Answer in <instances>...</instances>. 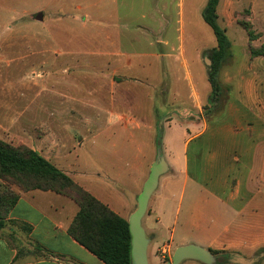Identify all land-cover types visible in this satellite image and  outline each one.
Segmentation results:
<instances>
[{"label": "crops", "instance_id": "1", "mask_svg": "<svg viewBox=\"0 0 264 264\" xmlns=\"http://www.w3.org/2000/svg\"><path fill=\"white\" fill-rule=\"evenodd\" d=\"M45 1L41 5L70 25L53 35L67 41H58L49 52L48 78L38 77L41 61L28 59L27 64L19 58L37 67L16 101L10 100V90L0 92V140L7 142L12 132L18 146L38 152L129 220L158 160L157 136L164 125L160 150L167 171L142 219L149 264H165L177 248L190 245L257 260L264 248V78L257 79L258 89L254 79L232 81L237 90L223 113L207 119L204 109L213 87L207 68H199L198 77L191 70L188 45L195 44V37L187 30L185 0L176 1L173 18V0ZM207 2L202 7L194 1L193 15L202 11L203 17ZM238 2L219 1V25L234 20L242 10ZM248 8L254 22L255 7ZM211 47L217 40L195 47L202 65L203 51ZM78 77L97 86L96 97L87 92L79 101L89 110L75 112L68 106L47 116L42 105L31 109L30 94L41 93L52 80L72 86ZM17 195L0 229V264H105L69 234L79 212L72 198L37 189ZM10 225L16 230L7 232ZM21 230L33 244L29 251L19 252L13 242L23 238ZM163 246L170 250L166 262L159 254Z\"/></svg>", "mask_w": 264, "mask_h": 264}, {"label": "rangeland", "instance_id": "2", "mask_svg": "<svg viewBox=\"0 0 264 264\" xmlns=\"http://www.w3.org/2000/svg\"><path fill=\"white\" fill-rule=\"evenodd\" d=\"M81 1L82 0H70L72 5ZM176 1L177 0H173L174 3L171 5V9L169 8L170 14L173 13V15H171L172 18L176 15ZM185 1L187 30L195 37L193 38L195 44L193 45V42H191V44L189 42L190 45H188V50L191 51L189 60L192 72L198 77L199 68H207L203 56L208 50L203 51L202 65L195 59V47L214 45L216 44V39L212 29L204 22L202 11L198 16H194L192 13L194 1L198 2V4L202 3L203 7L206 0ZM45 2V0H0V92H7L10 90V100L12 101H16L17 91L27 81L26 77L31 76L33 73L32 71L37 67H31L33 68L31 69L28 65H25V62L19 61V58L27 59V64H29L28 59L32 62L35 60L33 63L41 61L38 77L48 78L50 69L48 60L49 52L52 49L56 50L58 41L62 43L67 41L63 38H54L53 35H55V33H63L67 29L69 30L70 25L64 22L61 16L53 14L48 6L41 5ZM238 3L237 7L242 10L234 14V20L232 22L220 21V26L226 30V35L231 42V49L229 51V57L220 67L217 77V86L210 100L212 102H209L204 109V114L207 119H213L223 113L225 104L230 96L237 90V86L232 81L247 80L249 78L254 79V82H256V84L254 83L255 88H257V79L264 78V57H252L250 52V46L258 49L262 48L264 50V0H239ZM252 4L256 10L254 22L249 20L253 12L251 8L248 7ZM39 12L44 13V19L41 21H37L35 18V15ZM197 19L200 20V26L199 23L197 24ZM235 20L238 21L239 25L237 22H234ZM244 22L252 23L254 32L258 34L257 39L262 38L259 43L256 42L254 45L253 41H249L248 33L241 25ZM138 39V43L143 41V38L139 35ZM75 41L80 42L82 40L77 39ZM23 64L26 68L22 67ZM52 81L53 85H50L49 82L41 93L36 95L32 93L26 97V99L31 100L32 110H35L38 105H42V112H45L44 114L47 116H49L48 114L53 110H67L66 107L68 106H73L75 112L85 111L89 109H86L82 103L79 102L81 98L85 96L87 92L92 94L91 99L97 95L96 91L98 89L94 81L83 82L80 77H78L77 81L70 80L73 84L72 86L54 85V80ZM58 84L60 83L58 82ZM7 85L9 86L7 87ZM36 96L37 98H35ZM74 97L78 102L72 104L71 98ZM27 102L28 101H25V103ZM10 106H13L11 110L17 109L14 103ZM158 108H160V106ZM75 120L80 121L79 119ZM47 122L50 123L49 121ZM163 128L164 125L160 126V131H162ZM11 133L12 132L9 133V137L7 136L8 141L5 143L15 148L23 147V145H17L14 138L10 136ZM7 180L8 181H4L0 179L1 192L9 191L16 195L19 190L26 188L25 186H20L13 179ZM15 227L17 226L10 225L6 231L16 230ZM21 235L23 237L22 239H13V242L16 244V248L19 249V252L29 251L30 246H33V244L24 238L25 232L22 230ZM229 254L230 261L227 264H254L257 260L258 264H262V260H264V257H257L256 260L254 256L252 257V255H247L242 252H231ZM196 262L202 264L199 261ZM181 264H185V262Z\"/></svg>", "mask_w": 264, "mask_h": 264}, {"label": "trees", "instance_id": "3", "mask_svg": "<svg viewBox=\"0 0 264 264\" xmlns=\"http://www.w3.org/2000/svg\"><path fill=\"white\" fill-rule=\"evenodd\" d=\"M219 1L208 0L203 11V19L217 40V47L206 51L203 56L213 91L217 86L220 67L229 57L231 49L226 30L218 23ZM241 25L247 31L249 41L258 38L251 22ZM250 52L252 57H264L262 48L250 46ZM161 138L162 131L159 130L158 149H161ZM0 179H13L20 186L26 187L22 188L23 191H53L72 198L78 204L79 212L69 227V234L105 264H132V235L128 220L115 214L38 152L26 146L15 148L0 140ZM17 200V194L0 191V229L4 227ZM229 253L212 251L216 256L215 264L229 263ZM260 256L264 257V248L257 253V257ZM254 264H258V260Z\"/></svg>", "mask_w": 264, "mask_h": 264}, {"label": "water", "instance_id": "4", "mask_svg": "<svg viewBox=\"0 0 264 264\" xmlns=\"http://www.w3.org/2000/svg\"><path fill=\"white\" fill-rule=\"evenodd\" d=\"M35 18L42 20L43 13L36 14ZM166 171L167 165L161 156V150L159 149L158 160L153 165L149 178L138 198L137 209L128 220L132 235V264H149V240L147 239L146 233L142 227V219L147 212L149 199L157 188L159 178ZM185 260H195L201 262L202 264H215L216 257L210 251L198 246L190 245L177 248L172 260L165 264H181Z\"/></svg>", "mask_w": 264, "mask_h": 264}, {"label": "built area", "instance_id": "5", "mask_svg": "<svg viewBox=\"0 0 264 264\" xmlns=\"http://www.w3.org/2000/svg\"><path fill=\"white\" fill-rule=\"evenodd\" d=\"M169 247L168 246H163L160 250H159V254L162 258V260L164 262H166L169 258Z\"/></svg>", "mask_w": 264, "mask_h": 264}]
</instances>
